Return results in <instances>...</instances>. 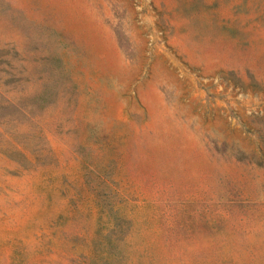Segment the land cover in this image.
<instances>
[{
  "label": "rangeland",
  "instance_id": "374dc122",
  "mask_svg": "<svg viewBox=\"0 0 264 264\" xmlns=\"http://www.w3.org/2000/svg\"><path fill=\"white\" fill-rule=\"evenodd\" d=\"M0 264H264V0H0Z\"/></svg>",
  "mask_w": 264,
  "mask_h": 264
}]
</instances>
